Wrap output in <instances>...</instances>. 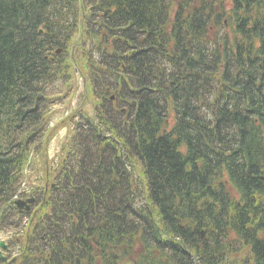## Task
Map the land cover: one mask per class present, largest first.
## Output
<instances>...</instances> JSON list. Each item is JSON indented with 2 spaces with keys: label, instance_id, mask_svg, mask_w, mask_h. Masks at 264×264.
<instances>
[{
  "label": "trees",
  "instance_id": "trees-1",
  "mask_svg": "<svg viewBox=\"0 0 264 264\" xmlns=\"http://www.w3.org/2000/svg\"><path fill=\"white\" fill-rule=\"evenodd\" d=\"M237 1L231 39L212 35L226 0H0L1 226L19 223L12 199L53 106L78 90L75 65L89 80L79 98L98 101L101 128L84 118L77 180L32 261L98 264L100 249L121 264V245L125 259L141 247L124 264H264V0ZM136 158L139 179L126 166ZM94 159L109 174H81ZM159 227L177 239L169 251Z\"/></svg>",
  "mask_w": 264,
  "mask_h": 264
},
{
  "label": "rangeland",
  "instance_id": "rangeland-1",
  "mask_svg": "<svg viewBox=\"0 0 264 264\" xmlns=\"http://www.w3.org/2000/svg\"><path fill=\"white\" fill-rule=\"evenodd\" d=\"M80 77H82L80 75ZM75 79V78H74ZM78 79H80L79 77H77L76 81L78 82ZM84 89H86L87 86H82ZM82 88V91H84V89ZM90 101V105L84 104V105H80L81 108H83L84 110H88L90 112V114L92 115V109H93V104H94V98L90 97L89 99ZM81 102V101H80ZM66 111V108L63 109L64 112ZM59 113V114H58ZM57 116L60 117V111L58 110L57 112ZM73 125L67 127L66 129L62 128L61 126H57L54 128V130L51 132V142L49 144V155L51 157V161L57 160V157L60 156L59 160H62V157L64 158L65 154H66V149L68 148V144L73 136V132L74 129H72ZM62 146H64L63 148V152H62ZM63 169H65V167H67L65 165V163H61ZM67 169V168H66ZM32 176L29 177V179H31ZM38 179V178H37ZM4 236V235H3ZM22 246H23V242H22Z\"/></svg>",
  "mask_w": 264,
  "mask_h": 264
},
{
  "label": "bare ground",
  "instance_id": "bare-ground-1",
  "mask_svg": "<svg viewBox=\"0 0 264 264\" xmlns=\"http://www.w3.org/2000/svg\"><path fill=\"white\" fill-rule=\"evenodd\" d=\"M223 134V133H222ZM222 134H220V136H222ZM225 147V144H224ZM100 149V147H98L96 150L98 151ZM95 156L92 155V158ZM92 160V159H91ZM90 160V161H91ZM105 160H103L102 162H104ZM91 170V175H93L94 177H97L98 175L102 174L104 172V174H109L108 173V169L106 167H104V165L98 160V159H94L93 161H91L86 168L82 169L81 174L84 173H90ZM81 177V176H80ZM95 182V181H94ZM96 184H101L100 182H95Z\"/></svg>",
  "mask_w": 264,
  "mask_h": 264
}]
</instances>
